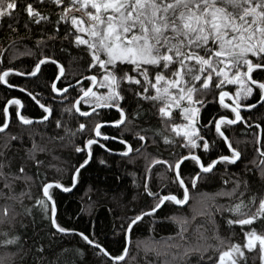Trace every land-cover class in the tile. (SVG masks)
Segmentation results:
<instances>
[{"label": "snow or ice", "instance_id": "6c2138e0", "mask_svg": "<svg viewBox=\"0 0 264 264\" xmlns=\"http://www.w3.org/2000/svg\"><path fill=\"white\" fill-rule=\"evenodd\" d=\"M43 4L44 0H37ZM55 6L56 20L54 31L48 35L49 40H56L60 34V24L65 26L63 40L70 39L73 47L80 52L81 59H86L84 72L74 82L67 81V73L63 63L53 55L41 54L34 63L23 70L17 67L0 68V85L7 89H18L28 96L42 110L38 119L30 118L21 113V99H7L0 105L2 122L0 134L7 137L3 148L10 146L13 140L23 143L24 132H27L31 147L24 148L23 155L18 159L5 158V152L0 150V198L22 203L25 195L31 199L27 191L31 182L41 180L44 175L40 168L44 161L37 158L38 153L50 154L51 149L40 145L35 140L38 133L32 126L43 123L48 127L53 121V107L39 98V93L28 87H21L9 80L11 75L31 78L33 88H42L52 99H59L61 112L69 118L77 117V126L71 128L61 119L54 121L55 128H63L64 135H51L50 141H60L71 144L75 153L81 159L71 166L70 180L75 185L78 175L92 158L94 146L111 152L106 144L101 142L119 140L124 145L119 154L128 157L133 151L137 158L145 161L143 177L140 186L143 193L151 198L147 210H141L126 218V227L121 226L124 237L123 250L112 255L96 239L76 231L74 228L61 226L57 222V206L50 192L55 187L64 192L70 191L59 179L44 182L41 180L43 198H36L44 219L50 221L55 233L61 235H76L86 245L98 250L97 255L107 258L111 264H123L129 251V234L133 227L142 222L144 217H152L166 202L175 205H185L189 200L188 184L195 188L199 181L209 179L218 165H235L242 156L238 147L233 146L227 131H233L232 126L244 125L245 129H253L255 153L260 158L256 165V157L251 161L258 169V176L264 181V122H253L248 117L259 106L264 108V0H49ZM18 7V0H0V20L7 17L13 20ZM29 21L40 23L49 21V15L42 13L27 3L24 8ZM75 13H79L78 15ZM25 28L28 27L27 22ZM9 28L17 31L12 23ZM44 43L43 38L36 44ZM6 47L14 48V42ZM61 51L67 49L61 48ZM4 49L0 48V56ZM20 55H33L31 49ZM15 59V55L10 57ZM55 65V70L49 75L47 66ZM86 81L83 86L81 81ZM228 86V87H226ZM103 90V91H101ZM76 95L70 99L72 93ZM211 97V99H210ZM131 98V99H130ZM226 98L231 103H226ZM67 100L68 104H63ZM135 103L131 113L126 105ZM218 103L219 109L208 112L206 106ZM10 105H15V118L22 126L20 133H10ZM82 105L87 106L85 110ZM148 105V107H145ZM115 109L118 118L96 120L91 129L86 120L91 117H102L104 110ZM220 109L228 110L221 112ZM247 112V116L244 114ZM230 113V115H229ZM129 116L132 118L130 119ZM139 121V122H137ZM239 122V123H238ZM102 124L120 127L121 131L132 132L133 139L139 145L133 148L126 139L106 135ZM124 125H135L124 128ZM227 130V131H226ZM87 132L88 135L83 134ZM82 137V146L74 142V137ZM101 138V139H98ZM240 141H237L239 144ZM149 145L155 146L156 155L149 152ZM63 146V143H62ZM179 147L180 152L175 148ZM172 151H169V149ZM168 152V157L163 155ZM53 160L59 157L52 156ZM104 163L103 160L100 161ZM191 163V169L185 165ZM162 169L163 176L156 172V167ZM49 168L58 166L48 164ZM34 168L35 175L31 173ZM245 171H249L245 167ZM156 172L157 183L152 184V174ZM236 175V174H233ZM161 179L169 181L161 184ZM23 183L24 188L15 192L17 183ZM227 183V181H225ZM244 184L245 191L251 192L248 202L237 197V203L227 207L215 204L216 211L230 212L237 218H225V223L231 227L239 225L252 226L257 220H264V189L252 191L247 179L233 181V188L214 195L232 197ZM175 191H172V187ZM163 190V191H162ZM166 193V194H165ZM49 202L51 207L49 210ZM248 214L242 209L253 208ZM31 215V208L26 209ZM16 213L5 203L0 205V225L15 220ZM204 215L205 213H197ZM211 216V213H208ZM173 220V217H165ZM195 219V216L192 217ZM188 221H178V231L175 236L165 238L172 241L170 248L182 249L178 255L181 259L198 254L199 261L211 264H239L246 259L242 249L249 252L258 246L260 264H264V232H258L254 227L244 231V243H230L223 248L224 240L213 230L211 238L200 233L194 241H189L185 235L188 231ZM23 227V225H21ZM200 227L199 225L197 226ZM151 231V229H149ZM0 247L15 245L20 240L16 234L9 235L7 230L0 231ZM209 239L217 241L209 243ZM218 251V256H206L209 250ZM43 252L42 247L36 248ZM69 251V249H64ZM74 256H81L80 249L71 250ZM42 258V257H41ZM175 258V257H174ZM39 264V262H38ZM64 264H76L75 259H67Z\"/></svg>", "mask_w": 264, "mask_h": 264}, {"label": "trees", "instance_id": "16d2710c", "mask_svg": "<svg viewBox=\"0 0 264 264\" xmlns=\"http://www.w3.org/2000/svg\"><path fill=\"white\" fill-rule=\"evenodd\" d=\"M27 3H32L39 11L48 14L49 21H41L38 24L29 21L24 12ZM56 11L57 9L49 0H44L43 4L38 3L37 0H18V7L14 13L15 18L11 21L7 17L0 20V48L4 49L3 56H0V68L17 67L23 70L25 67L32 65L35 59L43 53L46 55L54 54L55 58H58L63 63L67 73L66 82H74L75 79H79L81 73L84 75L88 74L84 72L86 59L80 58L83 53L73 47L70 42L71 38L68 40L61 39L65 31L63 23L59 26V38L56 40L47 38L54 31ZM26 22L28 24L27 28L24 26ZM9 23H12L17 31L13 32L8 27ZM40 38H43L44 43L37 46L36 41ZM10 42H14V48L6 47ZM61 48L67 49V51H61ZM28 49L33 52L31 57L19 54ZM13 55H15V59L10 60ZM54 70L55 65L49 64L46 68L49 75ZM9 80L12 83H18L21 87H28L39 93V98L42 101H47L53 107V114L50 117L53 123L48 127H45L43 123L34 124L32 128L38 133H44L43 136L36 135L34 137L37 143L52 150L50 154H37V158L44 161V166L40 168V172L44 174L41 176V180L48 182L59 179L61 183L70 188L68 192L55 187L50 189L58 209L57 222L61 226L74 228L78 232L83 231L101 243L112 255L119 254L124 246L121 226L124 225L126 227V218L141 210H147L148 205L152 202L151 198L143 193L140 186L145 166L144 159L137 158V154L134 151L129 153L128 157L121 156L119 153L123 151L124 145L120 144L118 139L103 141L98 138L112 151L108 152L99 148L98 145L94 146L92 158L89 160L88 165L81 169L77 183L72 185L70 180L71 166L76 165L81 156L74 152L72 145L67 143V140L64 142L50 141L49 136L64 135L63 128H55L54 121L56 119L67 122L71 128L75 129L77 117L69 118L67 113L62 114L63 105L59 99H52V96L56 94L49 95L42 88H33L30 83L31 78L11 75ZM87 83L86 81H81V84L85 87ZM75 95L76 93L73 92L70 99ZM11 98L21 99L22 114L28 115L33 119L39 118L42 110L27 93H21L18 89H7L6 86L0 85V105H3L7 99ZM229 101L226 98V103H230ZM63 104H68V101H63ZM15 107V105L9 106L10 126L7 131L18 134L23 129L15 118ZM134 107V102L126 105L129 113ZM145 107H148V105H145ZM206 108L208 112H213L219 109V104L214 102L207 105ZM220 111L227 112L228 110L220 109ZM104 113L105 115L102 117H91L87 120L79 117V120L86 122L88 128L91 129L93 122L96 120L118 118L115 109L110 112L105 109ZM244 114L247 116V112ZM129 118L131 119L132 117L129 116ZM248 119L253 122H264V108L258 106ZM0 122H2V110H0ZM123 127L135 130V125H124ZM232 128L233 131H226L232 140L233 146L238 147L241 151V159L235 165H218L216 172L209 179L199 181L195 188L188 184L190 198L185 206L180 207L179 205L166 202L160 209H157V212L152 217H144L142 222H138L133 227V230L130 231L129 251L123 264H197L199 260L198 254H191L181 259L178 253L182 249L168 247L172 241L165 239L169 236H175L178 231V221L182 219L188 221V231L185 235L189 241H194L200 233L211 238L215 228L218 235L224 240L223 248H227L230 243L243 245L245 228H243L244 231H241L242 226L232 225L229 227L225 223V218L235 219L237 217L230 212L216 211L213 201L215 204L227 207L238 202L236 198L240 197L241 192H244V196L240 198L245 200V202L248 201L251 192L245 191L244 184L241 183L239 190L232 197L216 196L214 194L231 190L234 186L233 181L237 179L241 181L247 179L251 190L259 192L264 189V181H261L257 167L251 162L253 157H256L255 164L259 165L261 163L260 158L255 153L254 136L251 135L253 129H245L242 124L238 127L232 126ZM102 131L106 135L126 139L132 144L133 148L139 146L133 139L132 132H122L120 127L102 124ZM83 135L87 136L88 133L85 132ZM73 139L75 143L82 146V137L80 135ZM6 140L7 137L0 134V150L5 152V158L18 159L23 155L24 148L31 147V141L26 131L23 135V143L20 140H13L10 142L9 147L3 148ZM238 140L240 141L239 144H237ZM148 151L156 155L161 154L156 151L153 145H149ZM169 151H172V149L170 148ZM175 151L180 152L181 149L177 146ZM53 155L59 157V159L53 160ZM163 155L168 157V152H164ZM101 160L104 163H101ZM49 163L58 166L62 171H57L56 167L49 168ZM191 167V163L185 165L186 169H191ZM245 167L249 171H245ZM30 171L35 175L36 170L34 168ZM156 172H160L161 176H163L162 169L159 166L156 167ZM156 172L152 174L153 185L157 183ZM41 180H35L30 183L27 191H30L32 198L29 199L25 195L22 203L13 200L5 201L0 198V205L7 203L18 213L11 225L8 223L0 225V231L7 230L9 235L16 234L20 236L17 244L0 247V264H38V262L39 264H64L67 259H75L76 264H111L107 258L96 254L98 250L86 245L78 236L55 233V229L51 228L50 221L43 218L42 209L35 205L36 198H43L40 190ZM159 182L165 185L169 183V181L164 179ZM24 187L23 183L18 182L14 190L19 193ZM172 191H175L174 186ZM29 207L31 208V215L26 212ZM50 207L51 204L49 203V210ZM201 212L205 214H197ZM209 212L211 216H209ZM169 216L174 219H165V217ZM193 216H195V219H192ZM258 221L260 223L261 221L263 222V220ZM198 225L200 226L199 228L197 227ZM0 239H3V237L0 236ZM208 242L217 243L214 239H209ZM37 247H42L43 252H37ZM77 248L82 251V257L74 256L73 251H71ZM64 249H69V251H64ZM242 250L246 259H241L239 264H260L258 246L251 252L247 249ZM205 255L212 256L213 260H215L218 256V251L213 252L210 249ZM199 264H211V262L199 261Z\"/></svg>", "mask_w": 264, "mask_h": 264}, {"label": "rangeland", "instance_id": "374dc122", "mask_svg": "<svg viewBox=\"0 0 264 264\" xmlns=\"http://www.w3.org/2000/svg\"><path fill=\"white\" fill-rule=\"evenodd\" d=\"M75 14H79V13H75ZM226 87H228V86H226ZM101 91H103V90H101ZM230 103H231V101H229ZM82 106H84V105H82ZM86 109H87V106H84ZM248 201H246L245 203H247ZM186 203H188V200L185 202V205H186ZM185 205H179L180 207H183V206H185ZM255 209L254 208H245V209H242V211H245V212H247L248 214H251L253 211H254ZM257 223V224H256ZM252 227H254L258 232H264V220H263V222L261 221V223L257 220V221H255L254 222V224L252 225V226H244L243 228H245V231H248V230H250V228H252ZM245 241L243 240V242L242 243H244Z\"/></svg>", "mask_w": 264, "mask_h": 264}, {"label": "water", "instance_id": "95a60500", "mask_svg": "<svg viewBox=\"0 0 264 264\" xmlns=\"http://www.w3.org/2000/svg\"><path fill=\"white\" fill-rule=\"evenodd\" d=\"M43 195V194H42ZM50 203V202H49ZM51 204V203H50Z\"/></svg>", "mask_w": 264, "mask_h": 264}]
</instances>
